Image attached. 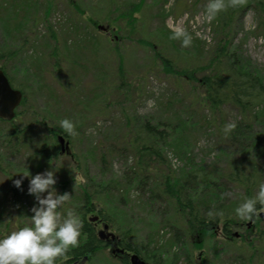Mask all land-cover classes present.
Masks as SVG:
<instances>
[{
	"label": "rangeland",
	"instance_id": "374dc122",
	"mask_svg": "<svg viewBox=\"0 0 264 264\" xmlns=\"http://www.w3.org/2000/svg\"><path fill=\"white\" fill-rule=\"evenodd\" d=\"M2 1L0 54L5 60L1 65L16 87L23 90L26 106L32 109L26 113L20 106L21 115L12 125L21 128L35 120L43 123L30 126L20 154L7 153L4 162L0 161V234L30 223V208L36 203L26 191L29 177H24L19 189L12 180L27 171L31 176L51 169L57 193L61 182H68L63 193L69 196L58 208L60 215L63 209L66 214H77L81 186L97 189L100 193L93 199L97 210L87 216L108 217L127 246L149 254L148 264H248L240 261L251 253L250 264H264V218L259 216L260 210L250 220L231 227L230 238H221L215 232L205 238L194 236L190 241L169 202L153 199L148 190L154 176L157 181L162 180L189 160L215 172L227 170L239 160L243 164L252 160L250 148L245 151L239 141L230 142L226 134L217 130V123L224 126L241 119L236 108L224 105L223 122L218 114L215 121V113L190 97L184 78L163 73L155 56L156 51L173 58L176 66L205 64L219 38L210 24L222 18L226 7L206 21L208 0H7L9 4ZM255 2L236 0L234 5L244 7L233 18L228 38L250 68L264 74V26L258 24V9L247 5ZM225 4H231V0H225ZM129 11L130 15H126ZM92 21L114 29L106 34ZM170 24L183 27L191 35L192 44L181 46L179 41L173 48L165 35V30L171 32ZM52 49L57 51V57L50 55ZM60 66L61 73L57 70ZM65 117L76 128L75 135H68L69 152L78 155L80 163L69 154L49 161L38 157L37 162H30L27 158L41 143L47 127L58 126ZM162 121L168 123L166 129L169 125L175 127V133L168 134V141L176 137L180 150H186V154L163 145L162 160L151 165L148 182L140 186L128 184L134 157L124 151L123 145L145 122L156 125ZM10 126V122H0V140ZM253 127L263 133L260 124ZM102 151L106 154L105 162L99 158ZM254 160L259 184L264 183V154L254 156ZM222 184L224 201L231 204L234 213L243 199L242 188L231 182ZM17 201H21L20 210L13 207ZM96 225L97 230H102L101 225ZM175 228L177 242V237L173 238ZM257 235L263 237L255 239ZM252 239L257 242L256 251L249 248ZM109 253L104 247L86 264H125ZM185 253L190 255L186 257ZM61 261L64 264L66 257L57 258L56 264Z\"/></svg>",
	"mask_w": 264,
	"mask_h": 264
},
{
	"label": "trees",
	"instance_id": "16d2710c",
	"mask_svg": "<svg viewBox=\"0 0 264 264\" xmlns=\"http://www.w3.org/2000/svg\"><path fill=\"white\" fill-rule=\"evenodd\" d=\"M2 3L9 4L7 0H3ZM247 5H253L254 8L258 9V24L259 26H264V0H256L254 4L249 3ZM47 7L46 14L49 11V6ZM243 7L244 6L241 4H229L226 6L222 18L210 24L213 27L214 33L216 35L219 34V38L214 45L215 47L213 46L214 48L210 50L208 60L205 64H194L193 66H180L178 64V66H176L173 58L155 51L156 59L159 61L163 73L183 77V83L188 86L187 92L190 94V97L192 96V99L199 104H203L211 113H215L213 116L215 121V115L218 114L219 121L221 120L223 122V115L221 112L224 105L231 104L236 108L241 119L236 122L235 127L226 135L230 142L239 141L242 145L241 148L245 151L249 148L253 151L252 160L247 164H243V162L239 160L234 166L227 170L220 169L218 172L210 171L202 165H195L184 155V158L189 160L186 162L187 165L179 168L177 172L171 171L169 174H166L165 178L162 180L157 181V178L155 176L153 177L150 182L151 185L148 187L152 198H158L169 202V205H171L175 213L178 214V221L183 223V233L186 232L185 236L190 241L191 238L197 235H203L204 238L207 235L213 236L218 226H220L223 233L227 235L231 227L239 226L244 221L236 218L235 214L231 212V204L228 205L225 203L223 197L225 188L222 183L227 185L228 182H231L242 188L244 198L245 195H254V191L258 189L260 182L254 156H261L264 154V130L263 133H260L258 130L254 129L253 125L258 123L264 129V74L253 67L250 68L249 64L240 57L237 49L229 43L228 38L233 18L237 13L241 12ZM122 14L125 15L124 13ZM126 15H130V11ZM96 23L97 22L92 21L94 26H96ZM165 35L168 40H171V46L174 48L179 40L171 39L170 31L168 32L165 30ZM191 47L192 46H189L187 49L190 50ZM50 55L54 58V56L57 55V51L52 49ZM4 60V55L0 54V68L7 74L11 84L16 87L11 81L4 66L1 65V62ZM61 69V66L57 68L58 72L61 73ZM120 70L121 68L119 72ZM19 89L22 90L20 87ZM20 106L25 108L26 113L32 111L31 108L29 110L26 106L25 94ZM19 113H17L12 120L7 121L0 119V122L11 123L10 128L3 133L6 135H1V162H4V155L7 153L12 155H16L17 153L20 154V150L26 139V132L30 130V126L37 124L41 125L43 123L41 122L43 120H35L21 128L18 127L17 124L12 125L16 122L15 120L18 115H21ZM22 116H24L23 113ZM166 123L167 122L162 121L156 125H150L148 122H145L142 128L133 133V136H128L125 145H123V149L126 153H130L134 157L133 168H131L132 170L130 172L131 176L129 181H127L128 184L131 185L132 183H136L140 186V184L148 182L151 165L162 160L160 150H162L163 145H170L179 152L181 151L179 148L180 144L178 143L179 140L176 137L173 138L172 141H168V134H174L175 127L169 125L170 127L166 129L165 127L168 125V123ZM217 124V130L225 134L222 128L223 126L220 123ZM58 132L62 133L59 126L53 125L47 127L41 143L36 147L31 157L27 159H30V162L33 163L38 161V157H40L42 161H44V159L49 161V159H55L62 155L57 148L58 143L56 134ZM143 135L145 137H142ZM102 152L99 158L101 162H105L106 154H104L105 151ZM181 152L186 154V150ZM68 154L74 161L80 163L78 155L73 154L72 156L70 152ZM1 171L3 170L1 169ZM123 177L125 178V175ZM221 180L222 183L220 182ZM60 185V193H63L68 182H61ZM99 193L97 189L91 190L90 187L88 188L86 185L84 187L81 186V191L78 195L79 202L81 203L78 208L75 209L78 210L76 215H78L81 220L80 235L77 245L69 249L66 253V257L72 256L77 259L86 255L88 260H90L98 250L104 248L99 234L94 230L89 219H86L88 214L97 210L93 204V199L95 196L99 195ZM32 197L33 196H31L30 199ZM20 204L21 201H17L13 204V207L20 210ZM1 207L3 206H0V208ZM257 210H259V207ZM209 211H213L214 213L220 211L223 214L219 216L214 215L210 218L208 216ZM98 212L102 213L101 210H98ZM19 214L22 215L21 212ZM65 215L66 213L63 209L61 218ZM257 220H260V218ZM6 226L7 224H5V227ZM173 232V238L176 236L177 238H174V240L177 242V228H175ZM262 233L264 234V231ZM127 235L129 234H125V236ZM262 237V235H257L255 239L260 240ZM255 239L249 242V248L252 247V251L258 249ZM122 240L125 241L123 238ZM135 252L148 262V253L144 251V254H142L140 250ZM185 255L187 257L190 254L185 253ZM251 258L252 253L246 257H242L240 262H248V264H250L249 261ZM124 263L126 264V262Z\"/></svg>",
	"mask_w": 264,
	"mask_h": 264
},
{
	"label": "clouds",
	"instance_id": "9594fccd",
	"mask_svg": "<svg viewBox=\"0 0 264 264\" xmlns=\"http://www.w3.org/2000/svg\"><path fill=\"white\" fill-rule=\"evenodd\" d=\"M231 3L235 4L236 0H231ZM226 6L225 0H208L204 19L211 21ZM169 28L171 39L179 40L181 46L191 44L192 37L183 27L170 24ZM58 126L69 136L76 134L73 121L67 117L60 119ZM234 127V121L227 122L223 131L228 134ZM24 177H29L26 191L33 195L36 203L30 208V223L0 234V264H56L57 258H65L69 249L77 245L81 220L72 211H68L63 218L57 211L69 194L56 192L53 187L56 183L54 170L46 169L31 176L27 171L13 179V185L19 189ZM258 207L264 211V183L259 184L254 195H245L233 211L236 218L250 220L257 214ZM222 214L220 211H209L208 216Z\"/></svg>",
	"mask_w": 264,
	"mask_h": 264
},
{
	"label": "flooded vegetation",
	"instance_id": "af4514ba",
	"mask_svg": "<svg viewBox=\"0 0 264 264\" xmlns=\"http://www.w3.org/2000/svg\"><path fill=\"white\" fill-rule=\"evenodd\" d=\"M97 29L98 28V23L95 24ZM104 29H100L101 31H103L106 34H109L113 31V27H110L109 24L104 25ZM117 35L114 34L113 35V39H116ZM7 75V74H6ZM8 77V76H7ZM9 79V78H8ZM17 113H19L18 109L16 111V115ZM20 115H18L19 117ZM61 135L64 137V141L61 142L58 138V136ZM56 139H57V143H58V151L61 154H68L70 151V140L67 134L65 133H60L58 132L56 134ZM68 148L65 149V151L62 152V147L61 146H65ZM95 211V210H94ZM92 214V213H90ZM86 218L89 219L90 223L92 224L93 228L95 231H97V233L99 232L100 234V238L102 241V245L110 250V256L113 257L114 259H117L121 262H126V264H130V255L132 253L135 252V250H133L132 248H130L129 246H127L124 242V240H122V238L119 236L118 230L114 228L113 223L110 221V219L108 217H105L103 214H94L91 217L87 216ZM101 225L102 226V230H97V225ZM113 227H112V226ZM114 228L115 232L112 230ZM229 234H224L221 227L218 226L216 228L215 232H219V236H221V238H230L231 235V229L228 230ZM234 236H237V234H233ZM115 241V242H114ZM139 255V254H138ZM126 259V261H125ZM88 261L87 256H82L81 258H77L75 259L74 257L70 256V257H66V262L64 264H86Z\"/></svg>",
	"mask_w": 264,
	"mask_h": 264
},
{
	"label": "water",
	"instance_id": "95a60500",
	"mask_svg": "<svg viewBox=\"0 0 264 264\" xmlns=\"http://www.w3.org/2000/svg\"><path fill=\"white\" fill-rule=\"evenodd\" d=\"M99 29H104L103 25H98ZM23 99V93L16 88H13L0 68V119L11 120L15 116V109L20 105ZM59 140L64 141V138L59 135ZM67 147V145H66ZM259 216L264 218V212H259ZM130 264H148L141 259L135 252L130 255Z\"/></svg>",
	"mask_w": 264,
	"mask_h": 264
}]
</instances>
